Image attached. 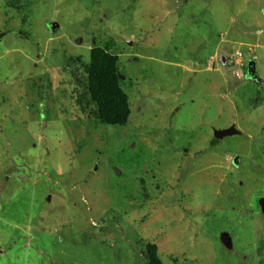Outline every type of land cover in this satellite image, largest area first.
<instances>
[{
	"label": "rangeland",
	"instance_id": "374dc122",
	"mask_svg": "<svg viewBox=\"0 0 264 264\" xmlns=\"http://www.w3.org/2000/svg\"><path fill=\"white\" fill-rule=\"evenodd\" d=\"M93 47L118 57L124 127L85 93ZM148 245L264 264V0H0V264Z\"/></svg>",
	"mask_w": 264,
	"mask_h": 264
},
{
	"label": "trees",
	"instance_id": "16d2710c",
	"mask_svg": "<svg viewBox=\"0 0 264 264\" xmlns=\"http://www.w3.org/2000/svg\"><path fill=\"white\" fill-rule=\"evenodd\" d=\"M118 57L108 48L93 47L88 63L83 65L84 89L90 104L94 107L99 123L106 126L124 127L128 123L131 110L123 91L117 70ZM219 140L212 139V146ZM148 264H162L156 254V247H146Z\"/></svg>",
	"mask_w": 264,
	"mask_h": 264
},
{
	"label": "water",
	"instance_id": "95a60500",
	"mask_svg": "<svg viewBox=\"0 0 264 264\" xmlns=\"http://www.w3.org/2000/svg\"><path fill=\"white\" fill-rule=\"evenodd\" d=\"M55 26V24H51V30H53ZM234 135H239V132L233 126L227 129L213 131V138L216 140H222L225 137Z\"/></svg>",
	"mask_w": 264,
	"mask_h": 264
}]
</instances>
